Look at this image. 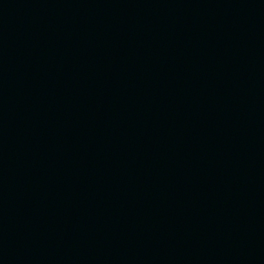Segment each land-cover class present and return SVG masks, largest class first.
Segmentation results:
<instances>
[{"label": "water", "instance_id": "obj_1", "mask_svg": "<svg viewBox=\"0 0 264 264\" xmlns=\"http://www.w3.org/2000/svg\"><path fill=\"white\" fill-rule=\"evenodd\" d=\"M0 264H264V0H0Z\"/></svg>", "mask_w": 264, "mask_h": 264}]
</instances>
